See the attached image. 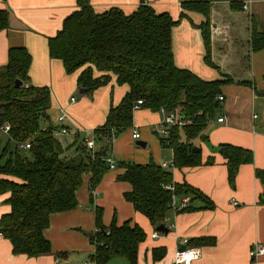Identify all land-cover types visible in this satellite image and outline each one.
<instances>
[{"label":"trees","instance_id":"obj_1","mask_svg":"<svg viewBox=\"0 0 264 264\" xmlns=\"http://www.w3.org/2000/svg\"><path fill=\"white\" fill-rule=\"evenodd\" d=\"M228 2L233 11L242 4L234 0L188 1L182 3L181 19L188 12L203 15L207 21L199 26L205 47V62L216 68L211 59L210 15L212 5ZM79 10L64 21L62 30L49 39V53L62 61L68 75L80 71L78 86L93 94L116 77L118 85L129 90L117 106L109 110L106 122L95 130L96 152L82 143L77 155L64 158L56 137L58 127L51 122V91L30 84L32 57L23 47L11 48L8 62L0 69V127L9 124L7 141H0V196H8L10 213L0 218V235L9 240L14 255L36 258L51 254V242L45 231L52 215L66 213L78 207L77 193L90 176V193L100 185L110 171L106 161L112 143L133 127L135 106L159 113L179 111L187 121L183 128H172L168 138H160L163 147L173 150V167L182 169L203 165L201 153L194 152V141L208 142L209 122L217 116L221 86L225 81H205L175 64L172 34L178 24L168 13H157L142 4L131 15L117 8L97 14L90 0H77ZM10 26V14L0 10V32ZM252 52L264 50V33L253 25L250 39ZM22 87L16 88V81ZM231 81V80H229ZM30 144V149L25 145ZM215 152L226 161L229 183L234 186L241 166L253 164L252 151L230 144L219 145ZM207 165H213L210 158ZM124 174L119 182L128 183L131 191L124 194L136 212L145 216L154 227L165 223L176 203L189 198L180 212H192L195 202L202 209L212 210L214 204L201 191L187 183L177 184L173 173L154 162L146 165L121 163ZM256 177L264 186V171ZM172 187L173 189H169ZM178 201V202H177ZM264 205V193L260 197ZM103 210L96 209L97 232L91 237L96 250L95 264H110L125 259L138 264L139 247L146 233L138 225L125 222L118 225L116 217L109 227L102 222ZM166 255L163 249L153 250L158 262Z\"/></svg>","mask_w":264,"mask_h":264},{"label":"crops","instance_id":"obj_2","mask_svg":"<svg viewBox=\"0 0 264 264\" xmlns=\"http://www.w3.org/2000/svg\"><path fill=\"white\" fill-rule=\"evenodd\" d=\"M188 1L206 0H90V3L97 14L117 8L125 15H131L142 4L159 14L168 13L178 22L172 34L176 66L190 70L205 81H225L219 95L224 97V101L220 103L214 119H224V123L209 125L206 131L208 142L194 141L195 148L201 150L203 165L166 169L173 173L174 183H187L208 196L214 209H202V204L195 202L193 207L197 210L192 212L170 210L164 223L170 232L165 235L158 233L157 227L125 200L124 194L132 188L128 183L118 181L125 172L121 163L145 165L150 161L162 166L173 165L174 159L173 150L163 147L161 142L160 146L155 144L150 133V128H153L158 134L165 114L140 107L134 112L133 127L128 131L131 138L126 145L120 144L122 137L114 140L110 156L116 159L118 166L104 176L95 189L93 201L90 176L86 175L77 193L78 207L52 215L50 226L45 231L51 242V254L36 258L14 255L11 242L0 235V264L87 263L82 260L83 255L90 253L92 259L96 250L91 243L92 236L87 234L97 232L98 208L103 210L104 226L111 225L116 217L120 226L130 222L144 230L147 239L139 247L138 264H174L179 243L184 239L202 251V257L194 264H264V257L253 260L250 256L252 247L264 245V205L259 203L264 186L256 177L258 170L264 171V50L252 52L250 44L253 25L264 33V0H234L242 4L239 11H233L228 2L212 5L211 59L216 68L205 62L206 47L199 26L207 19L196 12H188L187 18L181 19L182 3ZM0 10L10 14L9 29L0 32V69L7 65L11 48L28 50L32 57L30 84L50 89L51 122L68 130V134L57 136L65 150L63 157H74L78 147L91 140L94 131L105 124L110 108L121 102L129 88L118 85L116 77H112L109 84L93 94L85 93L88 95L81 100L72 101L80 90V71L68 75L62 61L50 57L49 39L62 30L67 17L79 10L77 0H0ZM62 115H65V120L60 124ZM134 128L142 132L140 139L145 141L138 142L145 143L146 147L150 141L157 145L150 153V159L147 152L140 153L135 149ZM86 134H91V137H86ZM0 137H4L3 141L0 139L4 144L8 136L0 134ZM223 144L250 150L254 155L253 164L241 166L234 186L228 180L226 161L215 152ZM161 148L169 150L172 159L165 158L162 162ZM139 154H143L141 158H138ZM210 158L214 159L213 165L206 164ZM7 199L8 196H0V218L11 211ZM110 211H114V216ZM155 234L157 238L153 237ZM154 249L165 250V257L155 262ZM110 264L129 263L125 259H115Z\"/></svg>","mask_w":264,"mask_h":264},{"label":"built area","instance_id":"obj_3","mask_svg":"<svg viewBox=\"0 0 264 264\" xmlns=\"http://www.w3.org/2000/svg\"><path fill=\"white\" fill-rule=\"evenodd\" d=\"M217 100L221 103L224 101V97L219 96L217 98ZM73 102L76 101V99H72ZM143 102L142 101H138L137 105L135 106V110L140 109V107L142 106ZM161 112L163 114H165V119L164 121L160 124V134L164 137V138H168L170 136V131L172 128H183L184 126L187 125V121L185 120L184 116L179 112H173V113H167L166 111H164L163 109L161 110ZM65 120V116L60 117L59 121L63 122ZM214 123H224V119H219V120H211L209 122V124H214ZM10 125L9 124H4L3 126L0 127V134H8L10 132ZM61 134L65 135L68 134L67 130H61L60 132ZM140 131L137 128H134L133 130V134H132V138L133 140H139L140 139ZM86 146L89 150L94 151L96 148V142L95 139L92 138L91 140L87 141ZM25 149H30L31 145L27 144L24 147ZM110 170H114L117 167V163L116 160L113 157H108L106 159ZM173 165H168V164H164L161 167L163 169H168L170 167H172ZM169 189H173L172 187H169ZM189 198H185L182 200L181 204L178 205L176 204V199L174 198V208L176 210H181L185 207H187L188 203H189ZM154 238H157L158 235L155 234L153 236ZM183 248H185V250H183ZM250 256L253 259H258L264 256V246H258L256 245L251 253ZM202 257V251L200 248L194 247L189 245V241L187 239H184L182 241H180L179 243V249L177 250L176 254H175V259H174V264H194L196 261H198L200 258ZM87 264V263H85Z\"/></svg>","mask_w":264,"mask_h":264},{"label":"rangeland","instance_id":"obj_4","mask_svg":"<svg viewBox=\"0 0 264 264\" xmlns=\"http://www.w3.org/2000/svg\"><path fill=\"white\" fill-rule=\"evenodd\" d=\"M211 25V24H210ZM210 31H211V26H210ZM81 90L82 89H80L78 92H77V94L75 95V99H77V100H81L83 97H85V96H87L88 94H82L81 93ZM220 109V108H219ZM62 116H65V115H62ZM61 116V117H62ZM60 119V118H59ZM163 120V119H162ZM163 122V121H162ZM59 123L60 124H62L63 122H60L59 121ZM59 130H58V132L56 133V137L59 135V134H61L60 132H61V130H65V127H61V129L60 128H58ZM67 130V129H66ZM150 133H151V136H153L154 137V139H155V144H157L158 146H160V138H164L161 134H160V126L158 127V134L156 133V129H155V131H154V129L153 128H150ZM129 130H127L126 132H124L123 134H121L119 137L121 138L122 137V139L120 140V144H122V145H126V143L129 141V138H131V134L128 132ZM154 131V132H153ZM67 132H68V130H67ZM95 132V131H94ZM140 133H142V132H140ZM7 135V134H6ZM129 135V136H128ZM141 135V134H140ZM142 136H143V134H142ZM86 137H91V134H86ZM118 137V138H119ZM92 138H94L95 139V136H94V133H93V136H92ZM0 139H1V141H3L4 140V137H0ZM89 141V140H88ZM138 141H142V142H145V141H143V139H139V140H134V147H135V149L136 150H138V151H141L140 153H142V152H147L148 153V158L150 159V153L151 152H153V149H154V147H156L157 148V145H153V143L150 141V143L148 144V146L146 147V148H142V147H140V146H138L136 143L138 142ZM114 142V141H113ZM198 142V141H197ZM201 142V141H200ZM87 143V141L85 142V144ZM113 144V143H112ZM197 147V146H196ZM198 148V147H197ZM96 149H97V146H96ZM96 149L94 150V151H92V150H90L92 153H95L96 152ZM162 150H163V148H161ZM111 151V150H110ZM109 151V153H108V157H111L110 155V152ZM128 151H129V149H128ZM143 154H139V157L138 158H141V156H142ZM107 157V158H108ZM106 158V159H107ZM160 158H162V162L164 161V160H166L165 158H168V159H172V153H170L169 152V150H166V149H164L163 150V153H162V155H161V157ZM115 159V158H114ZM116 160V159H115ZM117 162V161H116ZM150 162V161H149ZM148 162V163H149ZM132 163V162H131ZM147 163V164H148ZM133 164H135V162L133 163ZM146 165V164H145ZM118 166V165H117ZM117 168V167H116ZM171 168V170H173V166L172 167H170ZM169 168V169H170ZM110 169V168H109ZM113 170H110V172H112ZM94 192L95 191H93L92 192V196H94ZM114 211H110V215L111 216H114ZM109 226H110V224H109ZM109 226H106V227H109ZM256 245H258V246H264V245H261V244H256ZM255 245V246H256ZM254 246V247H255ZM254 247H252V249L254 248ZM198 248V247H197ZM252 249L250 250V253H251V251H252ZM264 257V256H263ZM252 258V257H251ZM253 259V258H252ZM82 260H84V261H86L87 262V264H94V262L92 261V259H91V254L89 253V254H85V255H83V257H82ZM253 260H255V259H253ZM257 260V259H256ZM122 261H124V260H122ZM125 262V261H124ZM126 263V262H125Z\"/></svg>","mask_w":264,"mask_h":264},{"label":"water","instance_id":"obj_5","mask_svg":"<svg viewBox=\"0 0 264 264\" xmlns=\"http://www.w3.org/2000/svg\"><path fill=\"white\" fill-rule=\"evenodd\" d=\"M15 86H16V88H20V87H22V82L19 81V80H17ZM81 93H82V94H85V93H87V91H86V90H81ZM137 145L140 146V147H144V148L146 147L145 143H142V142H137ZM200 151H201V150H200L199 148H194V152L200 153ZM156 231H157L158 233L168 235L169 232H170V229L167 228V227L163 224V225H160L159 227H157ZM87 235H88L89 237L92 236L91 233H88ZM183 250H185V248H183Z\"/></svg>","mask_w":264,"mask_h":264}]
</instances>
